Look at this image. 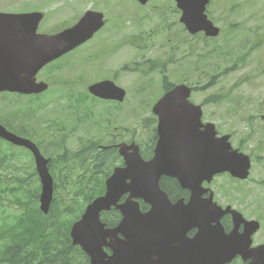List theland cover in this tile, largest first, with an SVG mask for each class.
I'll return each instance as SVG.
<instances>
[{"label": "water", "instance_id": "water-1", "mask_svg": "<svg viewBox=\"0 0 264 264\" xmlns=\"http://www.w3.org/2000/svg\"><path fill=\"white\" fill-rule=\"evenodd\" d=\"M138 1L142 4L147 2V0ZM181 1L182 5L179 6L184 11L182 20L191 33L204 31L207 35L215 34L211 30V25L205 21L202 15L204 0ZM39 18L37 14L0 17V36L4 35L0 41V73L5 70L4 78L0 79V91L10 90L24 93L34 91V85L31 84L33 82L32 76L9 79L11 76L8 75L7 69L12 70L17 65L19 56L11 59L6 65L7 58L4 59L1 49L5 44L7 28L3 27H6L7 20L12 26V32L9 33L12 35V40L17 36L23 37V39H19L20 41L14 40L16 42L12 45V50L13 52H21L19 55L27 65V71L30 70L33 73L46 62L71 50L89 38L91 36V26L97 22V20L94 22L82 21L74 29L45 39L35 36ZM2 25L3 27H1ZM89 90L95 96L103 99L121 100L124 95L123 91L118 90L109 82L94 85ZM188 95L189 89L185 86H177L165 95L154 110L160 118L159 140L155 157L149 162H144L138 154L137 147H122L120 153L125 158L126 167L116 170L113 178L109 181L107 197L90 207L87 216L80 223L73 226L71 231L73 244H80L89 255L91 254L93 259L95 257L92 255L89 240L91 237H103L104 234V230L98 224L95 216L107 204L110 205V201H113L115 197L125 193H130L131 197L143 196L152 204L153 208L146 215H136L131 205L123 206L121 211L124 213V219L110 237H116L117 234L123 237H142L143 250L146 242L150 243L154 240L156 243H161L167 240L171 243V239L163 237H184L186 231L192 227L199 229L196 237H217L220 236V232L222 237H234L231 236L232 234L225 235L222 232L219 221L225 213L231 212L234 222L237 223L238 219L240 221L239 215L229 209L222 212L219 208L211 206L209 201L204 202V205H199L194 200L192 204L193 197L187 206L180 204L171 206L165 202L163 194L158 191V181L163 174L177 177L181 187L190 189L194 197L200 196L198 187L201 181H210L214 174L227 171L233 177L239 179H246L248 176L249 157L232 151L226 141L228 137L215 138L216 132L213 126H201L199 113L196 119L189 117L191 109L185 101ZM0 134L5 138L8 137L13 143L29 147L35 154L38 171L43 183V193L40 199L41 209L46 213L52 192V181L45 168L46 162L39 157L35 148L30 146L28 142L14 136H8L1 127ZM171 147L179 148L178 154L184 148H191L192 158L189 163L185 165L182 160H175L177 155L170 154ZM184 169L185 171H183ZM198 211L202 214H198ZM128 243L131 244L126 245L123 249L120 247L118 250L117 259H120L121 263L139 260L134 254L132 239ZM260 261H262L261 258L256 259L254 264Z\"/></svg>", "mask_w": 264, "mask_h": 264}, {"label": "rangeland", "instance_id": "rangeland-1", "mask_svg": "<svg viewBox=\"0 0 264 264\" xmlns=\"http://www.w3.org/2000/svg\"><path fill=\"white\" fill-rule=\"evenodd\" d=\"M15 4L23 5L24 3L32 4L33 7L37 10H48L45 4L51 8L60 1V0H13ZM73 1L76 6L77 15H79L80 11L85 7L86 3H96L97 0H69ZM123 0V3L129 8L132 9V5L128 2L130 0ZM254 5L247 8H242L238 12V14H232L224 16H215L214 18L219 22L222 26L228 25H238L239 29L234 34L240 35L242 40L251 42V38L254 34H258L263 38V45L260 52L254 54L250 59H247L246 63L237 68L235 71H231L226 77L220 79L212 88H209L206 92L196 93L193 101L197 104L201 103L203 99L207 96L214 95H222L224 96V100L220 104H209L205 107V117L206 120H214L217 121L218 124L221 125L223 131L226 133L232 132L234 135L232 138L233 146L236 145L237 141L241 139L242 136H246L247 133H255V135L250 139V141L246 142L244 152L246 154L254 151L256 147V143L259 139L262 138L261 131L259 129L260 126L264 125V121H257L256 126H253V129H249L246 124L244 118L237 120L236 117H232L230 120L225 116L230 112V107L234 104H238L242 102V117H247L248 115H254L259 113V111L264 112V107L262 106V102L264 100V0H253ZM166 0H152L151 3L147 6V9H143V11H147V13L140 12L138 16L133 17L131 21L126 25L125 32L119 34L120 24L117 23V20L113 18L114 12L118 14L119 9V1H111V0H101L98 3L97 8L100 10H104L103 12L107 19H109L108 26L114 27V31H107L106 34L107 39L109 40V44L115 47V44L123 43L125 44L123 49L120 46V53L115 58L109 56L110 59L105 60L103 63L100 62L98 65L101 67H109L115 70H119L123 65L133 63L134 61H142L143 59H139L137 53L142 54L145 58L153 59L160 57L161 59H166L165 54L170 53L169 47H174L173 57L176 60L177 58H183L184 60H188V66L185 65L186 68H183V65L177 61L175 64L168 67L169 74H171V78L173 82H177L175 78V74L178 75L182 72V69H185L189 85H197L199 87L204 86L211 78V74L215 73L218 70L223 69L225 66L229 67L233 60V57L227 55L226 57L219 56V49L221 47L223 51H226L231 47V41L221 40L220 44H210V42H203L201 39H188L183 40L179 43L177 40H173L172 42L168 41V35L171 37V33L173 31H178L177 27V17L173 14H161L159 15L153 14L152 10L154 9H164L166 5ZM59 4V3H57ZM62 3L61 5H64ZM220 5H217L219 7ZM60 10L53 11L59 12ZM99 11V10H98ZM102 12V11H101ZM132 10L126 11L125 19L126 21L130 18V14ZM220 13V12H219ZM52 14H49L51 16ZM71 15L73 12L71 11ZM72 18H69L68 15L65 14L63 17H58L55 22H50V24L54 25V27H58L66 24ZM45 21L41 24L43 26ZM49 24V26H50ZM48 26V28H49ZM170 26L171 30H166V27ZM132 37H136L139 39L138 42L146 45L145 49L141 51H137L136 49L130 47L127 44L128 39H132ZM143 38V39H141ZM141 39V40H140ZM96 48L93 50L95 51ZM78 51V50H77ZM77 51H73L67 57H71V62L73 65L77 62ZM100 52L110 53L111 50H100ZM235 54V53H234ZM89 56V55H88ZM66 57V58H67ZM63 61V59H62ZM70 58L66 60V63H70ZM65 63V64H66ZM63 65V64H61ZM83 69V68H81ZM76 71H71L70 66H62L60 74L62 76H73ZM108 75L107 73L101 74L100 71L92 70L82 75H76L74 78L69 79V84H71L77 93H85L87 86L98 79L103 78ZM145 79V80H142ZM179 79L180 76H179ZM141 80V81H140ZM118 85L124 87L128 90L129 96H133L130 98L129 102L132 103L133 98L138 96V93L135 92V88L138 86H142L143 83H149L151 89L148 90L147 86L144 84L143 87L146 88V92L149 91L150 96L153 93L152 91L158 93L160 90V76L158 73H152L147 76H142L137 72L125 71L120 72L118 78ZM140 83V84H138ZM5 100L10 103H16L12 106L16 109L18 106H24V102H20L21 100H27V98L18 97L15 95H4ZM84 96V95H83ZM83 96H79L76 94H68L64 98V106L58 107L56 104L49 102V106H53L51 109L52 114L55 117H60L62 120H65L66 123H70L71 121L75 122V125L79 126V132L82 139H87V137H94V135L89 134L88 125L92 127L93 115L91 113H82V109L78 108V101L83 98ZM19 102V103H18ZM56 102V101H55ZM141 99L138 101L139 104ZM62 104V102L60 101ZM134 103V102H133ZM132 103V104H133ZM95 104H98L95 102ZM100 104H102L100 102ZM136 104V105H137ZM42 105V103H41ZM63 105V104H62ZM66 105H70L72 108H66ZM99 105V104H98ZM131 105V104H130ZM135 105V108H136ZM127 106V105H126ZM102 107V106H101ZM261 107V109H259ZM45 108L42 106L36 112L38 116L41 112L44 111ZM149 109L144 107L143 111L140 112L139 116L142 115V125L141 130L139 129V119H135V113L127 112L126 114L121 115L120 113H116V115L112 118L111 122L116 125H121L123 127H133V123L137 121V135L140 134L141 142H144L146 137L147 128L143 125V119L148 117ZM262 115V113H261ZM120 118V121L117 120ZM226 119V120H225ZM237 121V122H236ZM121 124H120V123ZM263 123V125L261 124ZM123 124L127 125L124 126ZM104 126V124H102ZM84 126V127H82ZM251 126V125H250ZM44 131L48 133L50 136L53 132L54 126L53 123L48 122L45 124ZM128 130V128H126ZM86 130V131H83ZM31 136L33 134L31 133ZM149 140L151 139V131L148 133ZM105 140H109L110 136L105 134ZM124 139H129V134L124 136ZM76 143V140H74ZM4 148V147H2ZM69 149L73 151L74 146L69 144ZM16 152H23L22 150L14 149ZM12 154L14 152H11ZM264 151L259 154L262 156ZM24 161H26L25 157H23ZM18 169L21 168V163H16ZM18 175L23 177V174L18 171ZM12 175V174H11ZM250 177H252V182L248 184H240L239 187L244 192V196H247L251 192V205L242 207L243 212L248 217L256 214L263 219L264 224V185L260 184V181H264V160L261 161L254 160L252 162ZM257 181V182H256ZM215 186H225L229 184V182L224 178H220L215 181ZM219 191L220 189L217 188ZM7 198V196H5ZM10 199V198H9ZM250 200V199H249ZM1 218V215H0ZM261 236H264V232Z\"/></svg>", "mask_w": 264, "mask_h": 264}, {"label": "trees", "instance_id": "trees-1", "mask_svg": "<svg viewBox=\"0 0 264 264\" xmlns=\"http://www.w3.org/2000/svg\"><path fill=\"white\" fill-rule=\"evenodd\" d=\"M163 81L164 90L173 87L166 77ZM39 189L33 185L15 196L19 212L12 223L0 226V264H84L69 239V229L83 212L84 204L56 194L49 215L44 216L38 208Z\"/></svg>", "mask_w": 264, "mask_h": 264}, {"label": "flooded vegetation", "instance_id": "flooded-vegetation-1", "mask_svg": "<svg viewBox=\"0 0 264 264\" xmlns=\"http://www.w3.org/2000/svg\"><path fill=\"white\" fill-rule=\"evenodd\" d=\"M27 9H29V7H27V6H24L23 9L17 7L13 0H0V14H13V13H21V12L28 13L29 11H23V10H27ZM45 29L47 30L48 28H45ZM44 32L47 33L46 31H44ZM3 37H4V35L0 36V41ZM6 38H8V36H6ZM218 196H219V194H218ZM221 204L224 205L223 203H221ZM230 227H231V224L227 220V228H230ZM242 230H243V227L241 226L239 228V232H242ZM190 235H193V233H191ZM188 238H191V237H188ZM263 243H264L263 238L253 237L251 247L258 246V245L263 244ZM226 264H244V263L242 262L241 256H235V257H233V259L230 262H228Z\"/></svg>", "mask_w": 264, "mask_h": 264}]
</instances>
